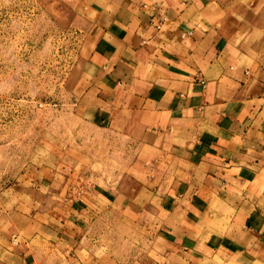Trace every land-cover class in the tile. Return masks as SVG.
<instances>
[{
    "label": "rangeland",
    "instance_id": "374dc122",
    "mask_svg": "<svg viewBox=\"0 0 264 264\" xmlns=\"http://www.w3.org/2000/svg\"><path fill=\"white\" fill-rule=\"evenodd\" d=\"M116 1L166 8V0H0V264H175L155 237L163 221L154 207L197 194L202 172L176 194L169 185L188 178L170 170L167 146L98 121L85 100L92 14ZM222 1L221 21L239 32L233 42L263 57L264 0ZM213 207L193 220L205 231L199 242L216 243L231 220V210L221 217ZM197 250L191 259H202Z\"/></svg>",
    "mask_w": 264,
    "mask_h": 264
},
{
    "label": "crops",
    "instance_id": "0c3cea01",
    "mask_svg": "<svg viewBox=\"0 0 264 264\" xmlns=\"http://www.w3.org/2000/svg\"><path fill=\"white\" fill-rule=\"evenodd\" d=\"M225 6L116 1L92 14L85 100L96 119L158 151L167 146L170 170L188 178L169 185L176 194L193 185V171L203 174L197 194L154 207L163 221L155 237L175 264H264V56L233 42L239 32L221 21ZM213 206L221 217L231 210V220L216 243L199 242L205 231L193 220L212 216ZM199 244L202 259L193 260Z\"/></svg>",
    "mask_w": 264,
    "mask_h": 264
},
{
    "label": "built area",
    "instance_id": "2783aa9c",
    "mask_svg": "<svg viewBox=\"0 0 264 264\" xmlns=\"http://www.w3.org/2000/svg\"><path fill=\"white\" fill-rule=\"evenodd\" d=\"M164 18V17H163ZM164 19H166V18H164Z\"/></svg>",
    "mask_w": 264,
    "mask_h": 264
}]
</instances>
